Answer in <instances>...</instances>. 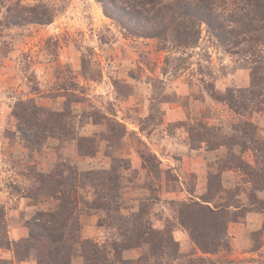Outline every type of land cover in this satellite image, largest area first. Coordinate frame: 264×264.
I'll use <instances>...</instances> for the list:
<instances>
[{
  "label": "rangeland",
  "instance_id": "374dc122",
  "mask_svg": "<svg viewBox=\"0 0 264 264\" xmlns=\"http://www.w3.org/2000/svg\"><path fill=\"white\" fill-rule=\"evenodd\" d=\"M210 11L184 46L0 0V264H264V0Z\"/></svg>",
  "mask_w": 264,
  "mask_h": 264
},
{
  "label": "trees",
  "instance_id": "16d2710c",
  "mask_svg": "<svg viewBox=\"0 0 264 264\" xmlns=\"http://www.w3.org/2000/svg\"><path fill=\"white\" fill-rule=\"evenodd\" d=\"M101 7L105 16L114 20L124 33L132 37L143 38H167L172 32V39L179 45L193 44L196 41L198 31L187 29L196 24V21L204 22L207 25L213 24L211 13L212 0H95ZM35 10L34 8H30ZM12 24L23 21L36 23H47L51 15L47 10L31 13L27 17L14 15L11 17ZM187 20V21H185ZM63 207V205H62ZM46 218L41 223L34 222L35 219ZM55 214L37 212L34 216L31 227L40 226L38 233L30 230V237L39 235L47 236L54 243L60 242L62 233L57 232L46 221L53 223ZM57 232V233H55ZM96 248V247H95ZM116 250V249H115ZM117 251V250H116Z\"/></svg>",
  "mask_w": 264,
  "mask_h": 264
}]
</instances>
